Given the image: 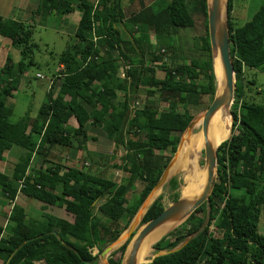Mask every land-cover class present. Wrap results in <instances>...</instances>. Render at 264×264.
Here are the masks:
<instances>
[{
	"label": "trees",
	"instance_id": "16d2710c",
	"mask_svg": "<svg viewBox=\"0 0 264 264\" xmlns=\"http://www.w3.org/2000/svg\"><path fill=\"white\" fill-rule=\"evenodd\" d=\"M129 1L145 6L144 0ZM202 6L206 34L200 38L202 45L195 46L205 54L201 59H187L176 38L178 29L193 26L186 0H166L158 11L130 19L122 0H38L23 17L0 16V38L11 40L21 53L17 63L9 54L0 69V160L13 147L26 152L11 177L0 173L1 195L11 204L21 192L64 207L73 218H30L14 205L6 226L0 227V264H98L99 255L91 249L101 254L128 229L178 150L173 137L185 132L194 119L192 110L202 106L204 98L203 104L215 96L207 0ZM76 12L81 19L73 40L56 59L62 65L53 85L59 88L57 95L48 94L35 119L27 113L11 123L13 108L7 100L28 69L38 66L36 29ZM228 12L236 91L232 135L217 150V182L208 203L154 245L168 253L147 264H264V235L259 233L264 210V106L246 101L243 89L245 69L264 67V6L241 27L231 21L232 0ZM119 61L129 67L123 81L117 77ZM158 70L164 78L157 77ZM118 91L125 94L122 103ZM133 104L137 106L132 110ZM71 118L77 128L70 126ZM95 127L124 149L121 164L113 166L128 173L126 184L98 173L100 159L109 157L86 153L92 167L87 170L47 159L51 150L75 148V140L77 148L86 151L88 133ZM201 128L202 123L197 129ZM35 159L39 165L32 169ZM205 175L201 163V177ZM167 185L176 191L178 181L172 178ZM174 197V202L180 198L177 193ZM159 200L152 203L142 225L164 211ZM211 225L217 235L211 233ZM127 246L109 264H122Z\"/></svg>",
	"mask_w": 264,
	"mask_h": 264
},
{
	"label": "rangeland",
	"instance_id": "374dc122",
	"mask_svg": "<svg viewBox=\"0 0 264 264\" xmlns=\"http://www.w3.org/2000/svg\"><path fill=\"white\" fill-rule=\"evenodd\" d=\"M91 1L93 3L97 2V0H91ZM36 2L37 0H31V4H35ZM144 2H145V6L141 8V6L138 3L132 5L129 0H122V6L125 10L127 18L130 19L133 16V14L139 13L142 15H147L150 13V11L156 12L164 6L166 0H144ZM202 4H203V0H186L188 13L193 20V26L191 28L177 30L176 38L179 40L180 46L185 48V56L187 59L205 58V54H203V52H200V49L196 48L202 45L200 38L206 34L205 17H204L203 10H202L203 9ZM263 6H264V0H232V15H231L232 23L236 27L243 26L245 23L249 22L253 18V16ZM77 13L78 12L73 14L69 18L68 21H65L64 19H60V18H54L48 22L47 27H38L36 29V32L34 35V43L39 45V49L36 52V58H35L36 62L38 63V66L30 67L28 69L27 74L21 79L17 87V91L14 92V96L7 100V104L12 106L13 108V115L10 118L11 123L18 122L27 113H29L30 116L33 119H35L38 116L42 105L48 101L47 93L49 91L50 79L58 63L56 60L57 57L55 56L65 51L68 44H70L71 41L73 40V35H72V31L70 30V26H71V22L73 21V19L76 18ZM155 41H156L155 38L152 37V42L154 43L155 48H159L160 45L156 46ZM3 54H5V56L7 54H10L13 60H15V63L21 60V53L18 49L13 48V50L8 52L5 50V48L1 46V43H0V57H2ZM3 62L4 61L1 58L0 59V69L2 68L1 64H3ZM37 72H42L46 78L43 80L36 78ZM157 77L159 79L164 78V73L158 70ZM243 89H244V98L246 101L253 102L255 104L264 106V67L261 69H249V68L245 69L244 76H243ZM138 95H139L138 98L141 99L142 92L140 91ZM206 100L207 98H204L202 101V106H200L197 109L192 110V113L194 114V118H197L199 115H203V113L207 110L212 100L211 101L209 100L205 104H203ZM135 106H137V104H133L131 106V109L133 110ZM230 110H231L230 113H231V124H232L233 123L232 107ZM199 130L200 129L195 130L190 136L194 135ZM184 135L185 134L182 133L179 136L173 137L177 141V147H179L180 142L182 138L184 137ZM19 151L25 152L19 147H13L10 153L5 154L4 159L2 161L0 160V170L1 171L11 176L13 172V167H14L13 164H16V162L18 161L20 157ZM124 153H125L124 149L119 150V148H117L113 150L110 160L109 159L107 160V158L100 159V165L96 168L98 173L99 174L101 173L104 177H106L107 179L119 185L126 184L128 182V173H126L123 170L114 168L113 166L115 164L116 165L121 164V157L124 155ZM11 155L12 157H10ZM175 156L176 154L173 155V157ZM87 163L89 165H87ZM200 163H203L206 168V159H203V161H201ZM32 165H34L33 166L34 169L37 168L36 166L39 164L36 161V159L34 160ZM79 166H81V168H84L86 170L89 168H92L90 164V160L87 159V157H85L84 161L81 160V162L79 163ZM173 178L177 179L178 181L177 190L171 191L169 186L166 185L161 191L157 193L156 198L153 201V203L156 200L160 199L159 204L163 208H167L171 204H173L175 200L174 193H177L179 197L181 196V192H180V189L182 186L181 178L179 175H175L173 176ZM33 200L37 201L35 199ZM147 200H148V197L145 200V202ZM145 202L143 203V205L145 204ZM10 206L11 204L6 202L5 199L2 197L1 190H0V225L2 226H4L7 221L6 220L7 215L9 214V211L11 210ZM55 210L61 211L60 208H54V210L47 209L45 210V212L48 215L58 216V217L65 218L70 221L73 220L71 215L64 214L62 211H61L62 214H58ZM140 210L135 215V219L138 217ZM28 217L36 218V217H39V214L38 215L37 214L28 215ZM142 220L143 218L141 219L140 223L135 227L133 235L137 234L142 229V227L145 225V224L142 225ZM182 224L183 223H180L174 229H172L171 231L167 232L165 235L160 237L156 241V243L159 242L165 236H167L169 233L173 232L175 229L181 227ZM210 231L213 235H217L218 233V231L213 225L210 226ZM259 233L264 235V210L263 209L261 210V213H260ZM132 236L129 237L127 235V230L124 231V233H122L119 239L115 243H113V245H116L117 247L115 251L111 255H109V257L107 258V261L110 258H119L120 256L119 249L126 243H128L129 245L130 241L133 238ZM91 251L93 255H99L100 257L99 251L96 248L91 249ZM167 253H168V250L157 251L154 249V253L152 257L150 258V260L148 261H151L153 258L158 257V255H164ZM102 263L103 261L100 258V261H98V264H102ZM39 264H44V263H39Z\"/></svg>",
	"mask_w": 264,
	"mask_h": 264
},
{
	"label": "water",
	"instance_id": "95a60500",
	"mask_svg": "<svg viewBox=\"0 0 264 264\" xmlns=\"http://www.w3.org/2000/svg\"><path fill=\"white\" fill-rule=\"evenodd\" d=\"M228 1L229 0L225 1V17L223 18L221 12L222 0H207L208 32H209L210 45L212 51L213 71L216 78V92L213 101L202 115V126L204 131H206L207 128L209 127L212 118L214 117V115L218 110H220L222 107H227L231 109L235 101L236 73L231 59V42H230V33L228 26V20H229ZM196 124H197V120L196 118H194L189 123L184 134L188 135L194 129ZM232 125L233 124H231L230 136L232 134ZM182 141L183 138L180 144L182 143ZM219 146L217 147L216 150H213L208 146L206 148L205 155L207 159L208 179H207V185L201 195H198L197 197H192V196H186L183 193H181V196L177 201L173 202V204L165 208L164 211L160 213L156 218L146 223L137 234H134L135 239H133L134 237L132 235L135 230V227L140 223L141 220H139L138 218L135 219L134 217L130 226L127 229V235L129 237L130 236L133 237L132 241L130 242L131 247L129 248L128 247L129 245L127 246L128 248L124 254L122 264L151 263L155 258L145 263L137 262L138 252L145 238L151 232H153L157 227H159L160 225H162L163 223L169 220L175 219L177 221H180V223H184L203 204L208 203L217 182V173H218L217 150ZM175 154H177V152ZM175 157L172 158V160L164 170L161 178L159 179L158 183L155 185L150 195L154 192L161 191L173 178L174 175L172 174L171 169L175 163ZM150 195L148 196V198L150 197ZM142 207L143 204L139 208V210ZM209 216H210V212L208 211L207 220L209 219ZM207 220L205 224L207 223ZM184 244L185 242L180 244L171 252L179 250L180 248H182ZM116 247H117L116 245L112 244L107 248H105L100 254V257H98V261H100L101 258L103 262L109 264L107 258L115 251Z\"/></svg>",
	"mask_w": 264,
	"mask_h": 264
},
{
	"label": "bare ground",
	"instance_id": "6f19581e",
	"mask_svg": "<svg viewBox=\"0 0 264 264\" xmlns=\"http://www.w3.org/2000/svg\"><path fill=\"white\" fill-rule=\"evenodd\" d=\"M225 1L222 0V16L225 17ZM230 109L227 107H222L216 112L214 117L215 120L212 122L214 117L211 120V124L206 131L201 128L194 135L190 136L202 123V115H199L196 120L197 124L194 129L187 135L183 137V141L178 148L175 163L171 169L172 174L179 175L182 181V186L180 192L186 196H190V182L188 176V164L193 162L191 165L192 173V190L191 196L197 197L201 195L203 190L207 185L208 179V170H207V159H206V175L205 178L201 177V160L206 158L205 151L207 146L213 150H216L217 147L226 141L230 136L231 131V113ZM190 136V137H189ZM159 191L154 192L150 195L148 200L145 202L141 208L138 219L141 220L144 217V214L148 208L152 205L153 201L156 198V195ZM180 224V221L175 219L169 220L159 227H157L153 232H151L143 241L137 257L138 263H145L152 257L154 253V245L156 241L165 235L167 232L174 229ZM121 240V239H120ZM119 243V242H118ZM131 245L129 246V248ZM102 264H105L104 262Z\"/></svg>",
	"mask_w": 264,
	"mask_h": 264
},
{
	"label": "crops",
	"instance_id": "0c3cea01",
	"mask_svg": "<svg viewBox=\"0 0 264 264\" xmlns=\"http://www.w3.org/2000/svg\"><path fill=\"white\" fill-rule=\"evenodd\" d=\"M29 4H31V0H0V16L11 17L14 19L17 17H23V15L25 14V11H26L27 7L29 6ZM35 4H38V0ZM71 16L72 15H68V16L63 17L62 19H64L65 21H68ZM73 18H74V16H73ZM80 19H81V15L79 13H77L76 18L73 19V21L71 22V26H70V30L72 31V35H74V33L76 31V27H77ZM47 25L48 24H46V26H42V27H47ZM152 37L153 36H151V40H152ZM0 43H1V46L3 48H5V50L8 52L13 50V48H14L11 40H9L7 38H0ZM8 55L9 54H7L5 56V54H3L2 57H0V59L2 58L4 61L3 64H1V67L4 66ZM59 55L60 54L56 55L55 57H58ZM116 64H117V68H118L117 77L121 81H123L125 79H123L121 77V75L123 73V70L125 69V66H127V65L123 64V61L116 62ZM59 68H62V65L60 66L57 63V67L53 71L52 77L50 79L49 91L47 93V96L51 91L53 92L54 96H56L58 91H59L58 87L53 89V87H54L53 85L55 83L54 81L57 80L56 74H57ZM38 75H42L43 78H39ZM36 78L43 80L46 77L43 75L42 72H37ZM124 99H125L124 92L118 91V99L117 100L122 103L124 101ZM70 126L72 128H77V122H76L75 118L70 119ZM88 135H89V139L85 145L86 151L78 149L77 148V145H78L77 140H75V143L73 144V145H75V148L70 149L69 151H66V150L63 151L61 148L51 150L47 155V159L54 162V163L60 164V162H62V164L66 167H79V168H81V166H79V163L81 162V160L82 161L85 160V157H87L88 153H91V154L96 155V156L109 157V160H110L112 153H113V150H115L117 148L115 147L113 142H111L109 139L106 138V136L102 132V128L101 127H95L93 129H90ZM11 149L6 151L3 154V159L5 157V154L10 153ZM58 149H60L62 151H60ZM121 149H123V148L122 147L119 148V150H121ZM19 152H20L19 159L26 155L25 152H21V151H19ZM19 152H17V153H19ZM10 157H12V155ZM3 159H1V161ZM19 159H18V161H19ZM9 160H10V158H9ZM18 161L16 162V164L18 163ZM16 164H13L14 165L13 170H14ZM67 164H69V165H67ZM47 165H51V164L49 163V164H46V166ZM87 165H89V164L87 163ZM33 166L34 165H32V169H34ZM46 166H44V168H46ZM0 173L6 174L1 170H0ZM8 176H10V175H8ZM11 176H12V174H11ZM14 205L20 206L24 210L26 215H34V214L38 215L39 214V217H41L43 215H48V214H46L45 210H47V209H53L54 210V208H60V210L64 214H67L64 207H58L56 205H51V204L49 205V204H46V203L41 202V201H34L33 199L28 198L27 196H25L21 192L17 195L15 201L11 203V206H10L11 210L9 211V214L12 211V208L14 207ZM55 211L58 214H62L61 211H58V210H55ZM9 214L7 215V218L9 216ZM39 217H36V218H39ZM7 218H6V220L8 221ZM7 221H6L4 226L0 225V227H5L7 224Z\"/></svg>",
	"mask_w": 264,
	"mask_h": 264
},
{
	"label": "built area",
	"instance_id": "2783aa9c",
	"mask_svg": "<svg viewBox=\"0 0 264 264\" xmlns=\"http://www.w3.org/2000/svg\"><path fill=\"white\" fill-rule=\"evenodd\" d=\"M128 68H129L128 66H125V69L123 70V73H122V75H121V77H122L123 79H126V72H127ZM38 77H39V78H43L42 75H38Z\"/></svg>",
	"mask_w": 264,
	"mask_h": 264
}]
</instances>
